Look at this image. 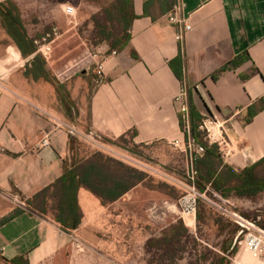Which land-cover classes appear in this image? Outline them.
I'll list each match as a JSON object with an SVG mask.
<instances>
[{
	"label": "crops",
	"instance_id": "1",
	"mask_svg": "<svg viewBox=\"0 0 264 264\" xmlns=\"http://www.w3.org/2000/svg\"><path fill=\"white\" fill-rule=\"evenodd\" d=\"M13 1L20 6L23 0ZM183 1L191 30L178 41V28L168 20L175 0L165 4L135 0L138 17L129 30L127 47L115 51L104 43L90 52L107 57L102 79L97 78L94 64L75 79L63 71L54 75L68 93L66 107L54 85L43 91L36 86L41 80L32 79V87L25 77L18 81L22 71L12 74L8 87L5 84L8 90L0 95V220L16 209L8 197L27 200L62 176L71 128L91 129L109 145L134 130L136 144L183 140L177 97L184 84L191 88L204 119L209 116L223 127L220 131L228 139L222 149L225 162L237 172L262 162L264 170V0ZM89 8L88 17L100 10L99 5ZM245 52L250 60L212 79ZM17 57L21 63L29 59L20 52ZM171 64L183 73L182 81ZM252 107L257 114L246 122ZM129 195L105 206L81 188L78 201L83 218L72 234L51 216L23 209L0 225V258L27 256L30 264H143L138 252L157 230L146 217L143 221L142 201L135 198L133 233L127 239ZM239 200L264 214V192Z\"/></svg>",
	"mask_w": 264,
	"mask_h": 264
},
{
	"label": "rangeland",
	"instance_id": "2",
	"mask_svg": "<svg viewBox=\"0 0 264 264\" xmlns=\"http://www.w3.org/2000/svg\"><path fill=\"white\" fill-rule=\"evenodd\" d=\"M103 1H21L20 10L22 18L28 33L33 39H38L43 34L50 33L53 28H58L60 32V37L54 43L53 57L47 62V66L53 75L63 71V75L71 76L75 79L76 75H81V71L91 67V65L93 66L96 61L94 57L96 52L90 54L94 49L88 51L85 40V36H89V32L92 30L91 16L93 14L88 17L91 11L89 5H101ZM65 4L76 7V21L70 22L63 13L62 8ZM17 53H19V50L11 38H9L0 22V66L9 73L5 84L8 87L12 74L20 70L22 73L18 72V81H21L25 77V79L29 80L27 84L34 87L35 85L32 83V79L25 76L26 66H22V61L17 57ZM48 84L53 85L52 83H44L41 80L36 86L39 87L40 85L43 87V91H46ZM7 87L5 89L6 91L8 90ZM5 92L3 91L2 93ZM46 95L49 96L48 93ZM62 106L66 107L64 104ZM180 107L181 105L179 103V111ZM221 129H223L221 124L209 116L204 119L203 124L200 126L204 140L208 141L211 145L217 143L223 149L224 146H227L228 139L221 133ZM71 136L74 137L71 144V157L66 156L64 158L66 159L68 157L69 165L72 162V157L82 159L93 152H102L138 168L149 175L150 178L146 182V186H140V188L130 193L127 198V206L130 212V214H127V239L133 233V202L135 198H140L142 195L145 197V201L142 202L144 208L142 210L144 216H142L143 221H146V219L150 220L151 224L157 230L156 236L149 239L145 246L138 252L144 261L143 264H214L215 261L222 259L227 261L228 264H231L232 259L236 256H238V260L245 258L247 250L243 246L244 233H242L241 227L211 207L204 199L195 195V192L191 189L192 184L189 181L188 174L191 166L194 165L195 167V162L193 161L192 163L191 161V153L196 154L194 146L198 145L192 139L187 140L184 136V139L179 144H176L175 141H169L138 146L136 148L140 154L138 156L120 146L109 145L103 136L93 133L91 129H87L86 131L78 130L77 133ZM119 144L122 146L128 145L131 149L134 148L130 138L127 143ZM189 146L191 147L189 148ZM165 186H168V188ZM171 189H174V191ZM174 195L177 196V199L174 198ZM8 199L13 203L15 208H21L18 202L21 201V197L18 201L11 196ZM194 200L196 214H191V217L194 219L195 224L187 217L188 211L191 210L189 207L193 204ZM231 200L235 203L236 210L243 217L250 220H257L260 216L261 220L259 224L264 227L263 213L258 212L255 208H248L239 198H233ZM136 213L140 214L139 212ZM145 217L146 219H144ZM180 225H184L183 227L189 226L187 228L188 233L184 234L181 232V241L175 243L172 246L174 248H168L167 246L163 248H150L148 246L149 241L162 239L165 234H168V237L172 236L171 227L177 226V229L181 230ZM234 249H236L235 253H233ZM133 250L128 249L131 252ZM130 254L133 255V253Z\"/></svg>",
	"mask_w": 264,
	"mask_h": 264
},
{
	"label": "trees",
	"instance_id": "3",
	"mask_svg": "<svg viewBox=\"0 0 264 264\" xmlns=\"http://www.w3.org/2000/svg\"><path fill=\"white\" fill-rule=\"evenodd\" d=\"M158 1L163 2V4L167 2V0ZM99 6L100 10L91 16L92 30L89 32V36H85L89 50H93L104 43L109 44L111 50H124L131 40L129 30L133 21L138 17L135 13V0H104ZM0 22L21 56L25 59L32 57L26 64L25 76L35 81L44 80L52 83L59 95L64 96L62 102L67 105L66 103L69 102L68 93L48 69L46 60L36 53L37 48L34 45V39L28 33L20 6L15 1L8 0L0 3ZM248 60H250V56L248 52H245L225 64L211 77L213 80H218ZM177 61L179 62L180 58ZM171 65H173L177 77L182 81L184 79L183 73L177 70L174 64ZM188 95L190 136L195 143L205 149L203 155H194L195 169L198 172L195 182L197 190L200 193H207L209 196H212L211 191L217 192L228 199L254 198L263 193L264 170L260 166L262 162L247 167L241 172H237L229 166L224 160L221 146L217 143L211 145L204 140L200 131L204 117L194 104L191 88H188ZM261 105V108H264V98ZM257 111L254 107L250 108L246 122H250ZM180 125L188 140V130L181 116ZM136 135L137 131L134 130L132 133L123 135L117 143L113 144L140 156L136 148L145 145L134 143ZM129 138L134 148L131 149L128 145L119 144L127 143ZM73 140L74 137L70 136L67 155L69 158L71 157ZM67 158L63 161L62 176L27 199L26 204L28 211L42 217L51 216L64 232L70 234L79 228L83 218V212L78 201V193L81 188L89 190L106 206L120 200L128 193L134 192L140 186H146L145 184L150 178L146 172L102 152H93L82 159L72 157L70 165ZM165 187L168 188V186ZM171 190L174 191V189ZM174 198L177 199V196L174 195ZM139 200L144 202V195ZM23 211L21 208H16L14 212L0 220V225L13 220ZM183 226L180 225L183 231L177 229V226H172V236L168 237V234H165L162 239L149 241L148 246L150 248H163L165 246L171 248L175 243L181 241V232L188 233L187 228L189 226ZM235 252L236 249L233 250V253ZM0 264H30V262L27 256H18L11 260L0 258ZM214 264H228V262L222 259L215 261Z\"/></svg>",
	"mask_w": 264,
	"mask_h": 264
},
{
	"label": "built area",
	"instance_id": "4",
	"mask_svg": "<svg viewBox=\"0 0 264 264\" xmlns=\"http://www.w3.org/2000/svg\"><path fill=\"white\" fill-rule=\"evenodd\" d=\"M185 9H186V5L183 0H175V3L173 4L170 13L168 14L169 22L178 28V33H177L178 41H182L185 36V32L191 30V25L187 23L184 16ZM64 13L66 14V16L76 21L77 18L76 7L72 5H66L64 7ZM59 37H60V32L58 28H53L50 33H45L38 39H34V45L37 48L36 53L40 54L46 60V62H49L52 59L54 54V43ZM112 55H116V52L114 51ZM94 57L96 60L94 63L95 74L97 78L100 80L104 76L105 61L107 57L102 58L103 56L97 52L94 54ZM30 59L31 57L25 60V63H22V66L25 67L26 64L30 61ZM8 76H9L8 71H6L5 69H3L2 66H0V95L6 89L5 82L7 81ZM177 100L181 103L179 113L181 118L186 124L189 134L188 139L190 140L192 139V137L190 136V132H189L188 88L185 84L183 85L181 92L177 97ZM70 132L72 135H74L75 133H77V130L71 128ZM175 143L179 144L180 141L176 140ZM49 144H50L49 135H47L44 141V145L47 146ZM190 147L191 146H189V148ZM194 150L196 154L191 153L192 163L195 160L194 155H203L205 152L204 147L199 145H195ZM197 175L198 172L195 169L194 165H192L188 174V178L192 184L191 189L195 192V195L199 196V198L201 199H204L211 207L218 210L222 215L230 218L233 222H235L237 225L241 227L242 229L241 231L242 233H244L242 242H243V246L247 250V254L243 260L242 259L238 260V258L232 259L231 264H264V228L259 224L261 217L259 216L257 220H250L248 218L243 217L236 210V205L233 202V200L225 198L217 192L211 191L212 197L207 195V193H200L195 186ZM11 197H14L16 201H18L20 198V196L18 195ZM20 200L21 201L18 202L20 203L21 208L27 210L26 200L24 199H20ZM189 209L191 210L188 211L189 213L187 215L192 216L191 214H196L195 200L193 201V204H191Z\"/></svg>",
	"mask_w": 264,
	"mask_h": 264
},
{
	"label": "bare ground",
	"instance_id": "5",
	"mask_svg": "<svg viewBox=\"0 0 264 264\" xmlns=\"http://www.w3.org/2000/svg\"><path fill=\"white\" fill-rule=\"evenodd\" d=\"M187 217L192 221L193 224H195V221L191 216L187 215Z\"/></svg>",
	"mask_w": 264,
	"mask_h": 264
}]
</instances>
